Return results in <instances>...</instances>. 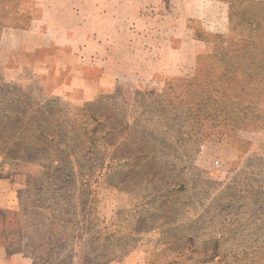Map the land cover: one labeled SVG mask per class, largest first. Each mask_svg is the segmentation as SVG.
<instances>
[{"label": "rangeland", "instance_id": "obj_1", "mask_svg": "<svg viewBox=\"0 0 264 264\" xmlns=\"http://www.w3.org/2000/svg\"><path fill=\"white\" fill-rule=\"evenodd\" d=\"M179 21L168 0H0L10 255L264 264V40Z\"/></svg>", "mask_w": 264, "mask_h": 264}, {"label": "crops", "instance_id": "obj_2", "mask_svg": "<svg viewBox=\"0 0 264 264\" xmlns=\"http://www.w3.org/2000/svg\"><path fill=\"white\" fill-rule=\"evenodd\" d=\"M164 1V0H159ZM177 10L178 23L190 30L189 22L198 21L211 33L225 34L228 39L243 41L244 45L264 40V0H168ZM105 5V0H102ZM192 32V31H191ZM1 192L0 197L3 196ZM11 200L0 203L1 211L9 214L15 208L16 192L10 186ZM4 213V219L7 216ZM6 236L0 230V264H26L10 255Z\"/></svg>", "mask_w": 264, "mask_h": 264}]
</instances>
